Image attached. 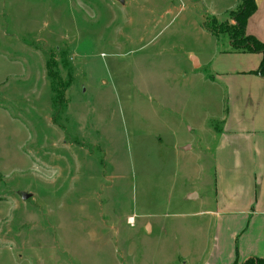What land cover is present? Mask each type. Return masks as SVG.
<instances>
[{"label": "rangeland", "instance_id": "1", "mask_svg": "<svg viewBox=\"0 0 264 264\" xmlns=\"http://www.w3.org/2000/svg\"><path fill=\"white\" fill-rule=\"evenodd\" d=\"M239 1L0 0V264H179L208 241L191 213L215 201L214 139L198 130L228 106L210 60L255 53L208 24Z\"/></svg>", "mask_w": 264, "mask_h": 264}, {"label": "crops", "instance_id": "2", "mask_svg": "<svg viewBox=\"0 0 264 264\" xmlns=\"http://www.w3.org/2000/svg\"><path fill=\"white\" fill-rule=\"evenodd\" d=\"M256 2L258 8L248 19L246 31L264 41V0ZM250 54L254 56L251 65H235L229 72H218L210 60L212 82L225 92L228 106L220 116L221 124L213 130L210 126L198 130L206 129L203 133L214 139L210 156L216 175L215 201L191 214L207 217L201 239L205 228L212 235L198 251L178 246L174 258L179 264H241L250 257H264V77L255 73L262 55ZM234 78L238 80L235 86ZM167 230L164 226L159 234L164 237ZM175 240L184 243L178 237Z\"/></svg>", "mask_w": 264, "mask_h": 264}, {"label": "trees", "instance_id": "3", "mask_svg": "<svg viewBox=\"0 0 264 264\" xmlns=\"http://www.w3.org/2000/svg\"><path fill=\"white\" fill-rule=\"evenodd\" d=\"M258 8L256 0H240L234 12V22H223L220 25L208 24V31L212 35H219V33H226L232 41L230 46L225 50L234 52H255L262 55V60L255 73L264 77V41L258 39L256 36L247 33L246 26L248 19L256 12ZM51 62L47 63L48 73L51 74ZM52 64V63H51ZM54 90V101L57 102L60 98L58 91ZM234 264H239L235 261ZM241 264H264V257H250Z\"/></svg>", "mask_w": 264, "mask_h": 264}, {"label": "water", "instance_id": "4", "mask_svg": "<svg viewBox=\"0 0 264 264\" xmlns=\"http://www.w3.org/2000/svg\"><path fill=\"white\" fill-rule=\"evenodd\" d=\"M121 1H123V0H121ZM31 196H32L31 193H23V194H22V198H23V199L29 198V197H31ZM196 196H197L196 193H192V194L189 196V198H195Z\"/></svg>", "mask_w": 264, "mask_h": 264}]
</instances>
